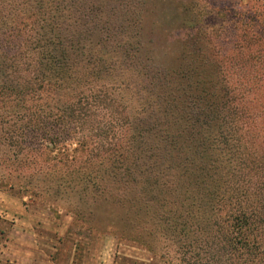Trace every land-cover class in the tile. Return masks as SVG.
Masks as SVG:
<instances>
[{"label": "trees", "instance_id": "16d2710c", "mask_svg": "<svg viewBox=\"0 0 264 264\" xmlns=\"http://www.w3.org/2000/svg\"><path fill=\"white\" fill-rule=\"evenodd\" d=\"M16 1L20 3L17 8L26 2L0 0V14H7L12 8L10 4ZM177 1L181 8L182 38L187 42L186 48L190 46L193 51L189 60H186L187 52L183 54V60L172 61L157 69L143 64L141 51L136 48L131 57L116 59L121 64L125 63L122 65L128 72L125 78V72L115 63L104 64L102 69L92 67L84 71L87 62L82 61L81 54L73 55L72 52L66 54L65 59L58 58L57 63L48 66L55 77L49 88L58 85L66 90L77 86L78 92L91 76H106L118 65V95L124 101V121L131 127L124 130L123 139L115 144L122 146L128 142L126 159L119 157L120 151L115 145L107 153L83 154L78 148L70 150L71 153L67 149L60 151L51 137L47 139L53 146L38 149L43 153L34 157L24 154L20 145L17 154L4 152L0 167L6 173L0 176V189H12L31 198L38 195V190L52 188L63 199L64 204L59 203V207L72 216L77 233L81 235H110L142 243L140 237L155 238L161 232L168 234L173 239L175 256L167 264H264V206L246 189L234 188L237 182L233 179L236 176L233 164L238 162L240 166V162L252 161L253 150L250 151L264 141V127H260L258 121H252L247 128L239 129L241 117H253L251 111L242 105L247 95L239 97L236 93L237 84L230 82V66H227L230 49L235 50L238 56L243 53L245 58L263 63L255 51L264 52V3H253V10L257 12L248 17L252 20L250 23L243 25L239 22L237 34H221L215 36L219 37L216 39L206 33V17L199 15L202 8L196 6L194 0L190 3L189 0ZM141 13V9L133 11L132 17L140 20ZM245 26L249 27V32H244ZM8 62L0 60V132L5 127L11 129L18 125L23 117L19 113L26 107V95L33 93L31 99L35 100L40 88L47 87L46 84H35V79L29 74L28 79L22 82L23 86L19 83V86L15 84V90L7 89L8 80L4 77L9 72L8 68L4 70V63L7 67ZM77 63H80L78 68ZM73 97L76 103V96ZM232 102L239 103V107ZM184 118H188L189 127L180 123ZM216 120H221L224 126L216 127ZM201 123H205L206 128L198 125ZM175 126L182 128L176 130L178 135L192 136L191 152L190 145L174 135ZM202 130L206 132L198 139ZM8 138L6 133L5 136L0 134L1 147H11L6 144ZM241 146L243 148L240 149ZM173 151L185 152L181 160L183 174L196 177L194 184L203 186L205 191V194L198 191L190 193L188 214L197 222L202 215L209 218L206 210L203 209V214L198 212L197 207L202 202L218 199L226 206L215 212L213 223L209 224L211 236L190 232V228L187 230L181 225L187 214L182 212L186 204L178 198L175 190L171 199L157 190V177H162L159 172L174 168L171 163L175 158ZM143 157L153 163L160 159L164 164L158 168L146 162L148 168L141 163ZM245 175L249 174L240 172L238 177L243 179ZM224 183L229 187L221 186ZM154 224L161 226L160 231Z\"/></svg>", "mask_w": 264, "mask_h": 264}, {"label": "rangeland", "instance_id": "374dc122", "mask_svg": "<svg viewBox=\"0 0 264 264\" xmlns=\"http://www.w3.org/2000/svg\"><path fill=\"white\" fill-rule=\"evenodd\" d=\"M24 1L26 2L23 7L17 8V4L20 3L16 1V3L10 4L12 8L8 10L7 14H0V60L9 61L7 67L4 63V70L8 68L9 72L4 77L8 80L5 87L15 90L19 83L28 79L27 75L29 74L35 79L33 81L35 84L41 83L42 86L46 84L47 87L40 88L39 93L35 95V100L31 99L33 93L26 95L24 98V102L27 101L25 102L26 107L19 113L23 117L17 122L18 125L11 129L5 127L0 132L4 136L6 133L9 137L7 142H3L11 145V147L0 146V160L4 157V152L9 155L17 154L19 145L24 148L22 150L24 154L30 156L34 157L38 153H43L37 150L53 146V143L47 139L51 137L55 139L57 149L60 151L67 149L69 153L73 148H78L83 154L105 153V151L107 153L115 145L120 151L119 157L125 160L128 142L122 146H118L115 142L123 139L124 130H128L131 125L124 121L126 113L123 107L124 101L118 95L120 87L116 83L117 77H119L116 75L118 71L116 67L121 66V70L125 72L124 78L128 72L122 66L125 63L121 64L116 59L131 57V52L138 48L141 51V62L157 69L172 61L183 60V54L187 52L186 60H189L193 51L190 46L186 48L187 42L182 38L183 27L182 23H179V19L182 18L180 16L181 8L178 6L179 1ZM190 2L191 0H189ZM254 2L262 4L264 0H194V4L202 8L203 14L199 13V15L206 17L208 26L206 33L213 37L221 36V34H237L239 22L243 25L250 23L252 20L248 17L257 12L253 10ZM127 4L132 5L127 6ZM139 9L142 10V13L140 20H137L132 15L133 11ZM209 11L212 13L209 14ZM243 30L244 32L250 31L248 26H245ZM69 52H72L73 55H82V61L87 62L86 64L82 63L84 71L92 67L102 69L108 63L118 65L114 66L112 72L106 76L104 74L91 76L78 92L77 86L74 87L75 89L66 90L58 85L49 88L48 85L51 84L50 82L53 83L55 77L48 66L57 63L58 58L59 60L65 59L64 56ZM255 53L261 56L262 64L254 62L256 59L245 58L243 53L238 56L232 49L228 51L227 55V66H230L228 78H230V82H236V93L239 94V97L247 95V100L243 101L242 105L251 111V117H253V119H248L249 117L246 116L241 117L238 124L239 129L247 128L252 121H258L259 126L264 127V89L254 90L264 88V52L255 51ZM77 60L80 61L78 58ZM79 64L77 63V68ZM10 80H12L11 83ZM26 90L31 89L26 88ZM15 93L17 92L12 94ZM73 96H76V103L73 102ZM67 103L70 105H66ZM231 104L239 107V103L232 102ZM183 112H187L185 108ZM187 119L184 118L180 122L184 127L188 125ZM211 124L214 123L211 122ZM198 125L201 128H206L205 123ZM218 125L224 126L221 120H216V127ZM175 127L174 135L186 145H190L192 136L178 135L176 130L182 128ZM205 132L200 131L198 139ZM243 141L249 144L248 141ZM141 146L143 145L141 144ZM257 146H253L250 151L253 150L252 161L242 164L240 160V166L238 162L233 164V170L236 171V176L233 179L237 182L233 186L241 191L246 189L252 194L253 199L262 201V206H264V141ZM241 148L243 147L241 146ZM189 150L192 151L191 145ZM173 152L175 158L171 163L174 168H166L164 172H159L162 177L159 175L157 177L159 184L157 190L161 192V195H168L170 199L172 191L175 190L179 195L178 198L183 199L186 204L182 207V212L187 214L183 217L181 225L187 230L190 228V232L211 236L209 224L213 223L215 212L217 213L220 208L225 209L226 206L222 205V201L219 202L218 199L202 202L197 207L198 212L202 213L203 209L206 210L209 218L205 219L202 215L197 222L195 217L188 214L190 193L198 191L205 194V191L203 186L194 184L196 177H187L188 174H183L184 165L181 164V160L184 158L185 152ZM143 158L141 163L147 167L148 164H155L160 168L164 164L160 159L153 163L148 162L145 157ZM236 160L238 161V159ZM240 172L249 175L243 176L242 179L239 178L242 176L238 177ZM5 173V170L0 167V176H4ZM237 179L239 180L237 181ZM209 185H212V182ZM221 186L229 187L227 183ZM206 188H208L207 185ZM45 190H47L46 194L43 193ZM45 190L36 191L38 195L32 196L31 199L59 208L67 213L59 207V203L64 204L63 199L59 198V194H55L50 187ZM155 210L159 211L157 207ZM170 221L167 220V222ZM154 227L159 230L161 226L154 224ZM159 234V237L155 238L140 237L142 243L127 238L112 239L117 244V252H119L114 256V260L120 264H167L168 261L173 260L170 258L175 256L172 251L173 239L168 234L163 235L162 232Z\"/></svg>", "mask_w": 264, "mask_h": 264}, {"label": "crops", "instance_id": "0c3cea01", "mask_svg": "<svg viewBox=\"0 0 264 264\" xmlns=\"http://www.w3.org/2000/svg\"><path fill=\"white\" fill-rule=\"evenodd\" d=\"M112 239L81 235L69 213L0 189V264H120Z\"/></svg>", "mask_w": 264, "mask_h": 264}]
</instances>
